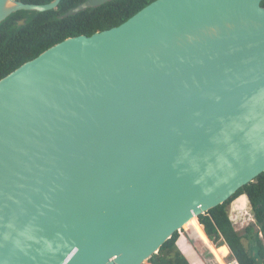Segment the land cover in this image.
<instances>
[{
    "label": "water",
    "instance_id": "water-1",
    "mask_svg": "<svg viewBox=\"0 0 264 264\" xmlns=\"http://www.w3.org/2000/svg\"><path fill=\"white\" fill-rule=\"evenodd\" d=\"M262 1L155 0L0 80V264H146L264 172Z\"/></svg>",
    "mask_w": 264,
    "mask_h": 264
},
{
    "label": "trees",
    "instance_id": "trees-1",
    "mask_svg": "<svg viewBox=\"0 0 264 264\" xmlns=\"http://www.w3.org/2000/svg\"><path fill=\"white\" fill-rule=\"evenodd\" d=\"M26 5H45L53 0H15ZM86 0H61L50 11L37 13L20 11L0 23V80L33 60L45 50L71 37L91 36L124 23L155 0H113L97 8L59 18ZM264 7V0L261 2ZM23 20L22 25H18ZM247 197L254 226L237 232L228 216V207L235 199L239 208ZM242 196V197H241ZM206 247L219 264H224L217 248L226 246L229 257L237 264H264V172L252 183L240 188L224 204L209 210L197 221L174 233L146 264H204L194 246L177 251L185 233ZM245 241V243H244ZM211 243L215 246H210ZM210 244V245H209Z\"/></svg>",
    "mask_w": 264,
    "mask_h": 264
},
{
    "label": "rangeland",
    "instance_id": "rangeland-1",
    "mask_svg": "<svg viewBox=\"0 0 264 264\" xmlns=\"http://www.w3.org/2000/svg\"><path fill=\"white\" fill-rule=\"evenodd\" d=\"M228 216H229L231 223L233 224L234 229L240 234H243V231L245 228L249 226H254V223H255L253 215L251 213L250 205L247 200L245 201V205L243 206L242 204H240L239 208L236 206L230 207L229 205ZM188 245L194 246L195 251L202 258L204 264H219L214 259L213 255L208 252L209 250L208 247L196 242L194 238H191L189 233L186 232L185 235H183V239L181 240V242L177 245V251L183 250ZM210 246L215 247L212 243ZM233 261L234 260H232L229 257V254L223 260L224 264H231Z\"/></svg>",
    "mask_w": 264,
    "mask_h": 264
},
{
    "label": "bare ground",
    "instance_id": "bare-ground-1",
    "mask_svg": "<svg viewBox=\"0 0 264 264\" xmlns=\"http://www.w3.org/2000/svg\"><path fill=\"white\" fill-rule=\"evenodd\" d=\"M193 221H196V220L195 219H192L190 222H188L187 224H185V226L191 224ZM217 250L216 251H217L218 255L220 257H222L221 258L222 260H224L228 256V254H229L228 248L226 246L219 247ZM231 264H236V263H233L232 262Z\"/></svg>",
    "mask_w": 264,
    "mask_h": 264
},
{
    "label": "built area",
    "instance_id": "built-area-1",
    "mask_svg": "<svg viewBox=\"0 0 264 264\" xmlns=\"http://www.w3.org/2000/svg\"><path fill=\"white\" fill-rule=\"evenodd\" d=\"M234 263V262H233Z\"/></svg>",
    "mask_w": 264,
    "mask_h": 264
}]
</instances>
